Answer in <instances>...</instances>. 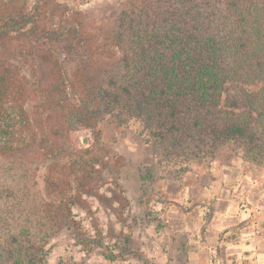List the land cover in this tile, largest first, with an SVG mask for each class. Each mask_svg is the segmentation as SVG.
<instances>
[{
	"label": "trees",
	"instance_id": "16d2710c",
	"mask_svg": "<svg viewBox=\"0 0 264 264\" xmlns=\"http://www.w3.org/2000/svg\"><path fill=\"white\" fill-rule=\"evenodd\" d=\"M28 2L0 0V264H50L63 231L106 248L94 205H127L103 190L121 173L110 129L168 173L226 149L264 164V0H121L55 27ZM115 241L124 259L131 236Z\"/></svg>",
	"mask_w": 264,
	"mask_h": 264
},
{
	"label": "rangeland",
	"instance_id": "374dc122",
	"mask_svg": "<svg viewBox=\"0 0 264 264\" xmlns=\"http://www.w3.org/2000/svg\"><path fill=\"white\" fill-rule=\"evenodd\" d=\"M120 1L53 0L58 6L47 11L39 0L28 5L41 8L42 18L53 16L45 24L55 27L75 11L91 21L109 19ZM106 132L121 173L106 176L103 190L115 188L116 182L127 205H114L116 211L94 205L92 217L108 237L106 248L88 253L63 231L52 241L50 264H264V164L254 165L226 149L187 173H168L165 166L174 160L159 161L141 140ZM121 232L131 236V250L124 259L109 260L119 256L110 248Z\"/></svg>",
	"mask_w": 264,
	"mask_h": 264
}]
</instances>
